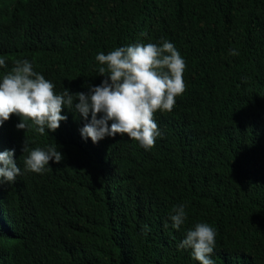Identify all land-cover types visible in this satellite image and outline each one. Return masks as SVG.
Masks as SVG:
<instances>
[{
    "label": "trees",
    "instance_id": "trees-1",
    "mask_svg": "<svg viewBox=\"0 0 264 264\" xmlns=\"http://www.w3.org/2000/svg\"><path fill=\"white\" fill-rule=\"evenodd\" d=\"M161 37L186 64L184 92L153 114L162 135L147 151L126 134L93 143L62 108L38 133L62 160L0 197V264H199L177 248L197 221L216 229L215 264H264V0H0V73L27 58L56 92L99 84L97 53Z\"/></svg>",
    "mask_w": 264,
    "mask_h": 264
},
{
    "label": "clouds",
    "instance_id": "clouds-1",
    "mask_svg": "<svg viewBox=\"0 0 264 264\" xmlns=\"http://www.w3.org/2000/svg\"><path fill=\"white\" fill-rule=\"evenodd\" d=\"M229 52L238 55L236 49ZM95 60L103 79L74 95L66 87L54 91V83L35 71L27 58L16 59L11 70L0 73V187L6 188L0 197L14 196L25 187L41 186L35 175L45 174L62 160L60 147L38 145V133L54 134L60 122L67 119L62 108L86 121L78 131L82 139L90 138L93 143L126 134L147 151L162 135L153 114L157 110L170 112L175 98L186 87L185 60L174 43L164 37L155 43L138 40L115 47L107 54L99 52ZM6 67L5 57L0 56V68ZM10 114L19 118L15 125L4 123ZM6 127L24 132L23 136L7 144L1 136ZM169 219L171 227L180 230L187 220L186 205H175ZM216 234L211 224L197 221L183 228L177 248L190 250L199 264H215L212 253Z\"/></svg>",
    "mask_w": 264,
    "mask_h": 264
}]
</instances>
